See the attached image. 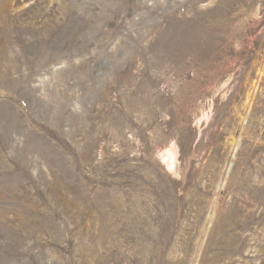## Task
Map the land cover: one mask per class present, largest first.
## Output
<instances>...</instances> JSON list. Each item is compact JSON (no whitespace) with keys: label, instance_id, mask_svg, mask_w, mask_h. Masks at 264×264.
Masks as SVG:
<instances>
[{"label":"rangeland","instance_id":"rangeland-1","mask_svg":"<svg viewBox=\"0 0 264 264\" xmlns=\"http://www.w3.org/2000/svg\"><path fill=\"white\" fill-rule=\"evenodd\" d=\"M0 264H264V0H0Z\"/></svg>","mask_w":264,"mask_h":264}]
</instances>
